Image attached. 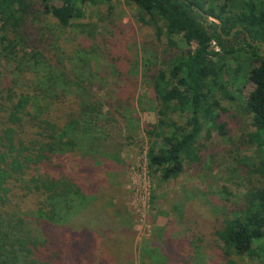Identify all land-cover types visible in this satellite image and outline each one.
Instances as JSON below:
<instances>
[{
  "label": "trees",
  "instance_id": "trees-1",
  "mask_svg": "<svg viewBox=\"0 0 264 264\" xmlns=\"http://www.w3.org/2000/svg\"><path fill=\"white\" fill-rule=\"evenodd\" d=\"M125 1L138 9L157 42L164 39L165 48L177 52L148 76L157 122L145 131L147 163L159 182L203 166L212 132L228 141L225 123L219 122L226 112L221 103L235 99L237 83L253 84L241 113L251 116L254 131L246 145L255 155L236 158L232 171L240 172L239 185L245 188L242 204L211 224L209 239L216 258L226 264H264V180L253 183L257 175L264 179V0ZM104 2L110 0H0V61L17 54L35 4L49 21L67 29ZM43 65L41 80L35 78L25 91L8 90L0 103V264L91 263L101 228L90 197L97 188L89 192L80 174H94L95 156L106 157L94 148L103 108L69 79L68 67L60 64L62 72L57 63ZM67 95L80 101L78 109L60 114L56 106ZM32 197L34 210L22 212L20 205ZM184 206L192 213L198 199ZM189 217L182 227L196 229ZM124 229L101 245L96 264L133 262L132 240ZM188 235L195 248L207 237ZM171 242L164 253L155 243L143 245L139 264H169ZM199 254L193 250L173 264H194Z\"/></svg>",
  "mask_w": 264,
  "mask_h": 264
},
{
  "label": "rangeland",
  "instance_id": "rangeland-1",
  "mask_svg": "<svg viewBox=\"0 0 264 264\" xmlns=\"http://www.w3.org/2000/svg\"><path fill=\"white\" fill-rule=\"evenodd\" d=\"M25 28L27 35L17 54L0 61V103L8 90L25 91L30 89L35 78L41 80L45 65L40 64L51 61L52 65L59 64L56 65L59 70L63 69L60 64L68 67L69 79L86 89L82 91L103 108L94 130V137L99 140L94 148L98 146L106 157L95 156L94 174L86 171L80 174L89 192L97 188V194L92 192L90 197L96 201V216L101 228L95 234L94 258L90 257L91 263L84 260L82 264H96L101 245L123 228L132 240L133 262L130 264H139L143 245L155 243L164 253L166 243L171 241L173 258L169 264L192 254L193 250L201 254V260L199 258L194 264H226L222 258H216L209 236L211 224L221 214H228L242 204L245 188L239 185L240 172L232 171L236 158L255 155L254 147L246 145L248 135L254 131L251 116L241 113L242 102L253 91V84L248 81L237 83V91L229 89L235 99L221 103L226 112L219 122L225 123L228 141L212 132L207 150L203 152V166L185 169L174 180L161 183L147 163L149 141L145 131L157 122L148 76L177 52L166 49L164 39L157 42L153 33L145 28L138 9L125 0H110L89 9L84 19L72 22L67 29L49 21L35 4ZM2 49L0 46V51ZM33 56L36 57L32 61ZM32 64L35 68L29 66ZM75 93L80 95L78 90ZM79 102L67 95L56 108L60 114H65L68 108L77 110ZM90 136L93 134H88ZM204 136H207L206 131ZM74 155L77 160L85 159L81 152ZM256 179L264 180L257 175L253 183ZM262 185L264 187V181ZM196 199L198 206L188 213L184 205ZM35 200L36 197L25 200L20 205L21 211L28 214L33 211ZM189 214L196 229L182 227ZM189 232L198 238L207 237L195 248V243L190 244ZM238 264L251 263L245 260Z\"/></svg>",
  "mask_w": 264,
  "mask_h": 264
}]
</instances>
